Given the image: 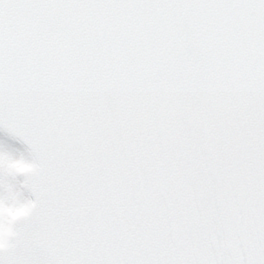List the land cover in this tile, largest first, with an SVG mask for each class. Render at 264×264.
Instances as JSON below:
<instances>
[{
  "label": "snow or ice",
  "instance_id": "obj_1",
  "mask_svg": "<svg viewBox=\"0 0 264 264\" xmlns=\"http://www.w3.org/2000/svg\"><path fill=\"white\" fill-rule=\"evenodd\" d=\"M0 130V264H264V0H0Z\"/></svg>",
  "mask_w": 264,
  "mask_h": 264
},
{
  "label": "rangeland",
  "instance_id": "obj_2",
  "mask_svg": "<svg viewBox=\"0 0 264 264\" xmlns=\"http://www.w3.org/2000/svg\"><path fill=\"white\" fill-rule=\"evenodd\" d=\"M0 147H4L9 151L14 152L17 156L20 154H26V150L15 140L5 135L0 131ZM17 165L25 166L20 160L16 161ZM23 211L21 208H17L14 203H6L3 210V215L5 217V228L7 231L13 229V216L19 212Z\"/></svg>",
  "mask_w": 264,
  "mask_h": 264
},
{
  "label": "water",
  "instance_id": "obj_3",
  "mask_svg": "<svg viewBox=\"0 0 264 264\" xmlns=\"http://www.w3.org/2000/svg\"><path fill=\"white\" fill-rule=\"evenodd\" d=\"M22 214H23V213H22ZM22 214H19V215H17V216L14 218V222H15V224H16V222L18 221V219H20V217H21Z\"/></svg>",
  "mask_w": 264,
  "mask_h": 264
},
{
  "label": "clouds",
  "instance_id": "obj_4",
  "mask_svg": "<svg viewBox=\"0 0 264 264\" xmlns=\"http://www.w3.org/2000/svg\"><path fill=\"white\" fill-rule=\"evenodd\" d=\"M25 166H21V168L23 169ZM7 235H8V231L5 229V236L7 237Z\"/></svg>",
  "mask_w": 264,
  "mask_h": 264
}]
</instances>
